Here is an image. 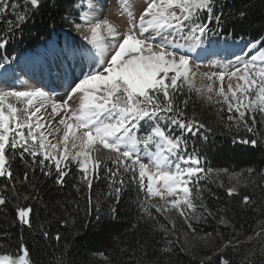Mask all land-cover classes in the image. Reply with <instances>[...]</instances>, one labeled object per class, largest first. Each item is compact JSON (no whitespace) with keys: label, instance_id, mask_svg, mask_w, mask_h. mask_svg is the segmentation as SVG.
<instances>
[{"label":"snow or ice","instance_id":"obj_1","mask_svg":"<svg viewBox=\"0 0 264 264\" xmlns=\"http://www.w3.org/2000/svg\"><path fill=\"white\" fill-rule=\"evenodd\" d=\"M120 3L128 17L123 27L97 15L94 0L79 15V22L70 21L92 64L68 84L66 98L58 100L51 90L39 86L0 87V177L14 180L11 161L19 157L28 165L27 156L33 171L39 167L51 175L54 167L58 183H63L74 163L91 189L103 162L97 154L106 150L105 159L115 167L105 171L110 187L118 185L116 194L124 184L122 174H130L145 193L147 206L142 210L147 215L155 208L165 215L175 210L185 220L198 219L189 185L198 184L200 174L212 170L205 169L198 156L187 154L183 133L174 135L173 129L189 133L211 129L195 119L186 120L188 100L178 102V96L187 87L203 100L213 102L215 97V103L227 105V111L234 113L229 121L253 132L257 114L264 117V42L248 45L255 53L251 56L217 63L221 70L202 74L197 86L193 54L204 49L209 36L223 31L220 17L213 15L216 0H146L139 15L131 0ZM41 5L42 0H0V18L12 17L6 21L8 33L27 23L29 12ZM8 33L0 36V49L8 43ZM0 60V69L6 72L9 59L0 56ZM204 79L211 83L205 85ZM70 101H78V106L73 108ZM142 128L147 135L138 136ZM241 142L257 145L256 139ZM23 179H29L27 171ZM236 192L235 187L228 189L229 195ZM7 196L5 186L0 189V206L7 205ZM156 197L159 205L151 203ZM243 203L249 204L250 198L244 196ZM31 211L29 207L18 210L20 222L29 227ZM0 264H30V253L25 247L18 258L0 255ZM221 264L229 261L222 257Z\"/></svg>","mask_w":264,"mask_h":264},{"label":"trees","instance_id":"obj_2","mask_svg":"<svg viewBox=\"0 0 264 264\" xmlns=\"http://www.w3.org/2000/svg\"><path fill=\"white\" fill-rule=\"evenodd\" d=\"M79 1L42 0L38 10L29 12L27 23L11 33L6 21L12 17L0 18V36L8 33L0 56L12 61L62 36ZM213 15L220 17L223 31L212 37L264 42V0H216ZM184 93L178 96V102L188 100L184 118L211 129H173L174 135L183 133L187 154L212 170L201 173L203 178L192 186L198 219L185 220L175 210L165 215L155 208L147 215L142 210L145 193L130 174H122L124 184L116 194L118 185L110 187L105 171L115 167L105 159L107 154H98L103 162L91 189L74 163L58 183L54 167L45 175L39 167L33 171L28 166L31 158L25 157L26 165L17 157L11 161L15 179L0 177V189L8 186V203L0 206V255L18 258L26 247L30 264H221L222 257L229 264H264V117L257 114L254 131L248 132L229 121L234 113L227 107L203 100L187 87ZM137 135L147 132L142 128ZM244 139H256L257 145L244 144ZM232 187L237 192L229 195ZM244 196L249 204L243 203ZM21 207L32 209L31 227L20 222ZM253 236L255 244L247 241Z\"/></svg>","mask_w":264,"mask_h":264},{"label":"rangeland","instance_id":"obj_3","mask_svg":"<svg viewBox=\"0 0 264 264\" xmlns=\"http://www.w3.org/2000/svg\"><path fill=\"white\" fill-rule=\"evenodd\" d=\"M89 2L90 0H80L74 9V13L69 17V22H79V15L88 10ZM94 2L99 9L97 15H102L121 27L128 23L127 15L122 13L120 0H94ZM131 3L133 11L139 15L146 5V0H131ZM70 24V29L63 32L62 36H56L37 50L20 55L10 61L9 64L5 65L6 72L4 69H0V87L13 85L20 88L22 84L39 86L51 90L58 100L66 98L68 84L81 77L82 71L87 72L89 65L92 64L87 50L83 47L84 42L79 34L73 30L71 22ZM250 43L252 42H229L226 39L209 36L204 45L206 50L197 49L196 53L193 54V71L197 72V86L201 84L202 74L221 70L216 67L217 63L234 61L236 56L243 57L255 54L253 50L248 48ZM203 83L206 85L211 81L204 79ZM218 85L219 82L217 81L214 87H218ZM215 99L214 97L213 102L210 103L218 104L214 102ZM69 103L72 104L73 108L78 106V101H70ZM223 106L227 107V105ZM150 150H154V146H150ZM100 153L107 154V151L103 150ZM145 162H148L147 157H145ZM189 186L192 188L193 184ZM193 192L192 189V196L194 197ZM151 203L159 205L161 201L159 197H156L151 198ZM28 219H30V214ZM247 241L255 244V237H251Z\"/></svg>","mask_w":264,"mask_h":264}]
</instances>
